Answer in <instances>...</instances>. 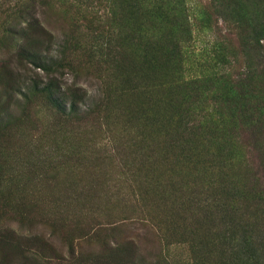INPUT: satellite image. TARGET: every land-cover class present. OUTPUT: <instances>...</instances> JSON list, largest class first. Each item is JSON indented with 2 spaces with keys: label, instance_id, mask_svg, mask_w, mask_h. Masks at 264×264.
Instances as JSON below:
<instances>
[{
  "label": "trees",
  "instance_id": "trees-1",
  "mask_svg": "<svg viewBox=\"0 0 264 264\" xmlns=\"http://www.w3.org/2000/svg\"><path fill=\"white\" fill-rule=\"evenodd\" d=\"M73 1L78 9L87 5ZM73 1L12 6L14 21L27 17L26 28L0 64V140L7 139L0 141V160L12 157L10 145L28 149L24 178L42 220L29 226L52 229L47 239L28 238L31 260L60 255L67 242L70 261L94 256L96 264L140 263V235L118 238L123 225L109 229L112 240L102 238L104 229L91 232L99 224L96 213L110 206L111 183L130 178L146 215L166 239L187 244L195 264H264V0H214L235 26L243 62L235 74L190 79L182 48L192 35L185 0H107L116 32L93 30L92 41L107 40L71 62L65 61L70 38L60 45V58L51 56L53 33L38 11L60 14L58 28L68 29L63 14ZM94 55L102 57L95 66ZM100 65L107 66L106 79ZM69 74L71 80L64 77ZM81 78L92 80V92ZM34 95L45 96L58 113L51 129L32 128L40 137L22 132ZM44 191L43 210L35 195ZM60 229L67 234L62 241L56 240ZM75 232L85 238L78 257ZM0 237L2 244L10 240L5 232ZM17 239L13 232L20 244ZM153 260L163 262L158 255Z\"/></svg>",
  "mask_w": 264,
  "mask_h": 264
},
{
  "label": "rangeland",
  "instance_id": "rangeland-1",
  "mask_svg": "<svg viewBox=\"0 0 264 264\" xmlns=\"http://www.w3.org/2000/svg\"><path fill=\"white\" fill-rule=\"evenodd\" d=\"M73 0H67V3H71ZM76 0V3L84 4L83 7L77 8L75 2L72 3L71 12L67 11L63 14L64 18L69 23V28H58L57 23L62 17L49 13L46 10H42L44 13L38 11L39 18L43 22V25L49 29L53 34L54 41H52L51 56L60 58V45H62L65 38H70V42L67 50L65 51V61L74 62L77 59L83 57L85 49H89L90 46L95 47L96 45H103L101 42L107 40L105 37H100V41L94 42L91 40V34L93 30L96 33H114L116 30L113 28L112 20H107L110 16L108 13L107 0ZM18 2V3H16ZM29 0H0V64L12 54L15 50V46L20 42V37L25 32L27 17L18 18L14 21V10L13 15L11 13L12 6L16 10L18 4L27 6ZM66 3L60 4L62 7ZM66 6L70 8V5ZM59 2H56L58 7ZM61 7V8H62ZM186 15H188V22L191 27L192 35L191 38L182 43L183 53H184V77L185 78H204V76H209L215 74L216 76L223 77L225 74H235L239 71L241 63L243 62V57L237 48L238 43L236 41V29L235 26L230 21H226L217 12L218 4L214 0H185ZM77 12H80L77 14ZM81 15H83L81 17ZM11 16V17H9ZM18 23V26L14 25ZM14 27H17L14 29ZM23 39V38H22ZM113 43V41H112ZM264 45V42H263ZM262 53L264 54V46ZM94 66L95 62L101 60V56L94 55ZM105 58V57H103ZM103 69V78H107L106 72L107 66L100 65ZM65 73H70L68 69H65ZM42 75V72H39ZM105 73V74H104ZM102 76V75H101ZM66 79L71 80L72 76L64 75ZM68 80V81H69ZM92 83V80L85 81V78L79 80L81 84L88 91L92 92V88L87 85ZM218 87V85H216ZM30 99L31 102L27 105V121L22 128L25 129V133L31 135L32 137H40V133L37 131H32L35 124L38 123V128L40 130L47 127L51 129L53 120L57 117L58 113L55 111L54 106L48 103V100L43 95H34ZM23 106V105H22ZM21 112L17 111L13 116L20 115ZM24 120V118L22 117ZM6 121V120H5ZM4 124L1 123L0 130L3 128ZM29 139L30 137L27 136ZM7 139H1L0 141H5ZM102 145L103 139L101 141ZM236 142H240L239 135L236 136ZM1 150V149H0ZM8 154L10 158L7 160H0V167L2 168V173L0 174V191L3 194V199L0 194V231L9 234L10 240H6L5 244H2L0 240V264H96L94 261V256L85 257L83 263H79L78 260L70 261L68 257V247L69 243H64L65 249L60 252V255L56 253L55 255H38L40 259L38 263L31 260V257L26 253V243L28 238L31 236H43L47 239L50 235L52 229H48L40 225L35 226L30 229V222H42L39 211L33 209L32 207V193L29 191L30 178H24L28 176L29 173V154L28 149L23 146V143H19V147L16 145H10ZM240 150V149H239ZM243 151V150H242ZM3 154V153H2ZM5 156V155H3ZM233 160H236L235 158ZM22 175L21 178L18 176ZM52 179V178H47ZM119 179L118 183H111V195L110 206L106 211L101 213H96V219L98 225H94L95 229L91 232L99 231L104 229L102 232V238L111 239L109 236L112 233V227H120L118 238L123 239L131 234H138L139 239H136V243L139 245L138 249V260L140 263L137 264H156L153 257L158 255L162 258V264H195L193 254L187 244H177L172 243L162 235L160 226L156 221L150 219L143 210L144 207L140 206L138 191L136 192V187L134 183L131 182L130 178H115ZM114 179V180H115ZM120 189L121 191H117ZM22 190V191H21ZM134 190V192H133ZM129 192V193H128ZM48 192L44 191L39 195L40 200L39 206L43 208V198ZM35 199V200H36ZM34 200V198H33ZM47 200V199H46ZM45 204V202H44ZM112 208V209H110ZM44 210V208H43ZM35 211V212H34ZM28 212L29 215H24ZM144 212V213H142ZM35 213V214H34ZM109 216V217H108ZM147 225L148 227H146ZM98 227V228H97ZM148 228L152 231L149 232ZM135 229V230H134ZM10 230V232H8ZM118 230V229H116ZM13 232L19 235L17 239L20 244L13 243L12 237ZM77 232V231H76ZM75 232L72 244L74 245V251L77 254L80 252V242H83L85 238L77 239V234ZM133 232V233H132ZM156 238H155V235ZM57 239L63 240L67 237V234L60 229L57 231ZM12 235V237H11ZM160 241L157 243V239ZM1 239V237H0ZM112 240V239H111ZM12 242V243H11ZM55 244H60L54 241ZM171 242V243H170ZM11 243V244H9ZM84 246V244H83ZM18 247V249H17ZM17 249L16 252H13ZM49 256V257H48ZM104 264V263H98Z\"/></svg>",
  "mask_w": 264,
  "mask_h": 264
}]
</instances>
